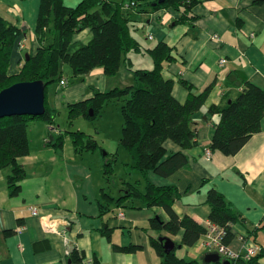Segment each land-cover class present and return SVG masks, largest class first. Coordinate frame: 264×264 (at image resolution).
Listing matches in <instances>:
<instances>
[{"label": "crops", "instance_id": "0c3cea01", "mask_svg": "<svg viewBox=\"0 0 264 264\" xmlns=\"http://www.w3.org/2000/svg\"><path fill=\"white\" fill-rule=\"evenodd\" d=\"M63 1L74 5L78 0ZM40 4L41 0H0V15L22 29L11 49L9 74L18 72L25 54L33 56L38 49L35 26ZM122 10L140 43L137 50L128 54L132 67L151 68L153 60L148 49L160 42L171 55L170 60H163L161 72L172 80V95L177 101L183 103L189 91L198 92L211 85L202 108L193 114L197 127L195 145L181 149L171 140L164 142V157L181 151L187 158L186 164L167 176L150 171L146 177L156 185L175 186L179 197L172 205L173 210L202 225L207 223L210 211L206 192L209 188L216 189L244 220L232 225L233 237L228 247L242 254L241 237L251 234L263 254L259 261L264 264V116L260 131L253 133L235 154L211 150L209 160L204 155L217 120V115L208 112L209 107L233 98L243 80L264 90V0H199L192 6L190 16L177 22L174 20L179 13L168 8L153 12ZM141 14L148 17L139 33L134 24ZM149 33L152 39L147 38ZM91 38L88 29L76 32L71 47L85 44ZM143 40L148 44L144 45ZM65 80L64 87L58 84V89L57 85L48 89V95L52 96L45 103L54 110L51 123L56 129L50 130L48 121L43 119L29 122V152L17 158L24 173L18 182L17 195L9 193L10 167L0 169V264H78L76 260L80 257L83 264H162L152 242L164 236L180 243L182 232L170 236L152 225L153 218H169L160 206L146 205L133 196L122 198L120 205L114 200L127 195L126 189H131V185L144 190L145 182L140 184L139 179L143 177L144 181L143 174L135 173L136 183L123 178L115 194L110 189L106 191L107 158L101 156L116 148L103 154L88 146L76 148L70 132L65 133L74 126L69 123L68 113V126L56 122L61 110L65 112L70 104L91 98L95 90L104 92L133 83L131 71L122 66L116 75L107 76L101 67H96L81 79ZM82 117L78 115L76 119ZM103 123L110 126V121ZM112 124L116 127L112 135L120 136L122 121L115 118ZM59 136L60 146L50 143ZM95 138L98 144L97 135ZM32 207L44 214L52 226L44 225L37 215L31 214ZM119 211L123 212L121 218ZM197 241L174 247L176 255L198 260L214 253Z\"/></svg>", "mask_w": 264, "mask_h": 264}, {"label": "trees", "instance_id": "16d2710c", "mask_svg": "<svg viewBox=\"0 0 264 264\" xmlns=\"http://www.w3.org/2000/svg\"><path fill=\"white\" fill-rule=\"evenodd\" d=\"M198 1L164 0L162 3H156V0H129L124 3L114 0H78L74 5H67L63 0H41L35 26L38 49L33 56L23 60L20 69L14 74L8 72L10 54L22 29L0 15V90L20 81L42 80L46 87L49 83L58 82L62 77L81 79L96 67H101L107 76L116 75L122 66L131 71L133 83L104 92L95 90L91 98L70 104L69 123L78 115H94L96 110L109 100L118 102L122 115L119 146L126 149L131 159V167L143 174L145 184L144 190L131 185V189H126L127 195L115 198V203L120 205L122 198L133 196L146 205L162 207L169 218H153L152 225L170 236L182 232L180 243L174 242L175 249L193 244L205 232L206 225L198 223L186 214L178 215L172 208L179 197L176 187L156 185L148 180L146 174L153 171L167 176L186 164L187 158L181 151L164 157V142L171 140L181 149H189L195 145L197 127L193 114L202 108L211 85L198 92L189 91L183 103L177 101L172 95V80L161 72L163 60H170L171 55L169 49L160 42L148 49L153 60L151 68L132 67L128 54L137 50L140 43L133 36L128 18L122 9L153 12L168 8L179 13L174 20L177 22L190 16L192 6ZM131 2L134 4L131 5ZM84 29L92 32V38L85 44L72 48L74 33ZM65 67L68 69L67 74ZM186 86L189 90L192 88L189 84ZM45 103L44 98V106ZM89 109L92 114L88 112ZM208 112L217 115L213 124L210 150L233 155L253 133L260 131V121L264 116V90L252 82L243 80L240 91L233 98H226L221 105L209 107ZM53 117L54 110L48 109L47 106L44 113L38 116L14 114L0 117V169H11L7 178L11 195L19 193L18 182L24 176L17 158L29 152V121L39 118L51 123ZM66 132H70L76 148H79L77 145L88 146L90 149L98 147L97 142L83 131ZM61 139L59 136L55 142L52 139L50 143L60 146ZM112 161L113 159L104 161V174ZM205 201L210 206L208 221L224 229L223 241L228 245L233 237L232 225L243 223V218L214 188L207 190ZM104 234L110 241L107 230ZM249 235L251 234L243 236V241L250 240L256 244L255 237ZM152 244L162 264H222L224 260L229 264H262L259 261L263 255L261 251L249 258L241 255L228 258L220 255L218 262L206 263L202 257L198 260L179 257L175 249L165 252L158 240ZM77 261L78 264H83L81 257Z\"/></svg>", "mask_w": 264, "mask_h": 264}, {"label": "rangeland", "instance_id": "374dc122", "mask_svg": "<svg viewBox=\"0 0 264 264\" xmlns=\"http://www.w3.org/2000/svg\"><path fill=\"white\" fill-rule=\"evenodd\" d=\"M120 1V0H117ZM128 1V0H127ZM126 1V2H127ZM131 10V9H129ZM147 14H141V16L137 17L138 22L135 23V27L137 26L138 28H135L139 31V33L142 32L141 27L146 24V17ZM136 17V16H135ZM138 33V32H137ZM144 45H147L148 43L143 40ZM121 69V67H120ZM67 67H65V73L67 74ZM57 85V89H58V83L57 81L53 82V83H49L46 85L45 87V100H50L52 94L48 95V89L50 87H54ZM116 104V105H115ZM67 111H60V114L57 115L56 118V122L57 124H60V126H68V123L66 124V117H67ZM76 117H74L72 119V124H74V126H70V129L72 130H77L79 129L80 131H84L87 135H90L92 137H90L91 139L96 141V135H97V141L99 146L96 148L97 150H100L101 153L103 154V152H106L107 149H115L114 151H112L111 154H107V155H103L101 156L102 158H107V159H113L111 166H109V168L107 169V177H108V181H107V187H106V191H110L112 193H117L118 189L121 187V181L123 180V178H127L129 179L128 181H130L131 183H136L137 180H134L135 177V173H138L136 169L131 167V159L126 151V149H124L123 147L119 146V139L121 137V130H120V136H116V135H112L113 131L116 130V127H113L112 122L114 121L115 118L120 119L122 121V115H121V111H120V107L118 105V102H116L115 100H109L107 102H105L100 108H98V110H96L95 114L89 117H82L80 119H76ZM31 121V120H30ZM29 121V122H30ZM103 121H110V126L106 125L103 123ZM48 128L50 130H54L56 129L54 127V124L48 122ZM113 128V130H112ZM109 130L108 133L105 132V130ZM98 130L100 132H98ZM98 132V133H97ZM95 136V137H94ZM100 153V154H101ZM106 160V159H105ZM104 160V161H105ZM109 164H110V160H109ZM108 164V165H109ZM107 165V166H108ZM106 166V165H105ZM140 184L143 183V177L140 178ZM132 180H134V182H132Z\"/></svg>", "mask_w": 264, "mask_h": 264}, {"label": "water", "instance_id": "95a60500", "mask_svg": "<svg viewBox=\"0 0 264 264\" xmlns=\"http://www.w3.org/2000/svg\"><path fill=\"white\" fill-rule=\"evenodd\" d=\"M164 0H156L162 3ZM26 59L28 55L25 54ZM45 84L42 80L15 82L0 90V117L7 115H31L38 116L44 113ZM89 113L90 109L88 110ZM165 252L174 249V242L166 237H159ZM206 263L218 262L217 253H207L202 257ZM222 264H229L224 260Z\"/></svg>", "mask_w": 264, "mask_h": 264}, {"label": "built area", "instance_id": "2783aa9c", "mask_svg": "<svg viewBox=\"0 0 264 264\" xmlns=\"http://www.w3.org/2000/svg\"><path fill=\"white\" fill-rule=\"evenodd\" d=\"M131 5L134 4V2L130 3ZM148 39H152L153 35L149 33L147 35ZM220 62H224V59H221ZM67 81L64 78H61L59 80V86L64 87ZM204 155L206 156V159H210L211 157V150L210 148L204 149ZM30 212L33 215H37L40 222L43 223L44 225L51 227L52 222L50 224L47 223L48 218L44 214H39L37 208L32 207L30 208ZM118 217H123V212L119 211L118 212ZM206 225V230L204 233H202L199 238H198V245L203 246L207 248L209 251L216 252L220 254L221 256H225L228 258H235L237 256H242L244 258H249L251 256H254L257 254L260 250L259 246L255 243H253L250 240L243 241V236L241 237L242 241V247H243V253L239 254V252H236L228 247L227 244L224 243L223 238L225 235V231L222 227H219L209 221H207Z\"/></svg>", "mask_w": 264, "mask_h": 264}, {"label": "clouds", "instance_id": "9594fccd", "mask_svg": "<svg viewBox=\"0 0 264 264\" xmlns=\"http://www.w3.org/2000/svg\"><path fill=\"white\" fill-rule=\"evenodd\" d=\"M63 78V77H62ZM65 79V78H64ZM58 84H59V81H58ZM66 85H67V83H66ZM216 253V252H215ZM218 254V253H217ZM218 255H220V254H218Z\"/></svg>", "mask_w": 264, "mask_h": 264}]
</instances>
